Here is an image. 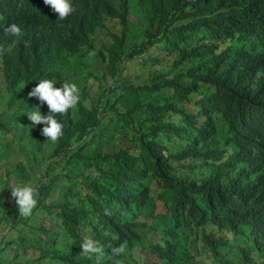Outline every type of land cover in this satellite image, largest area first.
<instances>
[{"label": "trees", "instance_id": "trees-1", "mask_svg": "<svg viewBox=\"0 0 264 264\" xmlns=\"http://www.w3.org/2000/svg\"><path fill=\"white\" fill-rule=\"evenodd\" d=\"M10 1L0 0V42L6 46L1 58L12 100L19 80L33 73L29 66L25 70L26 43L52 57L44 63L45 75H52L53 60L95 72L100 66L107 73L98 71L105 84L91 95L87 90L64 117V135L57 144L33 142L15 123L0 132V264H141L132 253L146 237L145 248L155 261L142 264H211L214 257L233 251L251 264L253 252L256 264H264V135L247 134L243 124L244 115L264 111V0H123L120 10L98 17L94 27L102 30L118 20L121 30L128 31L130 13H139L141 40L120 46L129 34L119 38L113 33L101 50L83 34L68 43L38 40L33 36L38 31L21 18L15 23L29 36L4 34ZM86 1L76 11H83ZM211 31L214 54L206 47L197 57L195 48ZM158 43L167 56L153 58L159 68H150L147 81L137 84L121 77L128 59ZM204 68L211 69L206 109L225 106L230 97L241 104L221 119L206 144L209 160L192 176L193 194L182 185L173 162L182 160L188 149L177 124L188 125L194 112L184 104L200 91L188 80ZM176 86L182 87L178 98L170 94ZM76 143V149H68ZM143 166L167 182L162 200L168 213L158 217L155 230L146 222L130 223L131 204L107 210L97 206V197L112 200L124 192L126 168L139 183L138 193L149 198L151 178ZM11 176L37 183L38 203L30 217L20 216L6 193ZM143 207L155 211L153 204ZM48 218L50 225L45 224ZM207 225L230 232L229 239L207 234ZM4 230L9 233L3 237ZM85 237H92L102 253L82 255ZM120 244H126L125 252L112 255V247ZM201 254L212 256L206 260Z\"/></svg>", "mask_w": 264, "mask_h": 264}, {"label": "clouds", "instance_id": "clouds-1", "mask_svg": "<svg viewBox=\"0 0 264 264\" xmlns=\"http://www.w3.org/2000/svg\"><path fill=\"white\" fill-rule=\"evenodd\" d=\"M80 1L11 0L6 9V16L10 22L4 28V34L22 37L29 36L30 34L25 29L15 23L17 18H21L28 23L29 29L38 31L37 33L33 31V36L38 40L49 43L56 40H64L66 43H68V40L72 42L83 34L88 41H95L96 47L101 50L109 45L106 42V38L110 37L113 33H117L119 38L125 36L126 33L129 34L120 41V46L125 42H129L130 46L132 43L141 40L142 28L140 26V19L142 15L131 12L132 10L129 11V13L131 12L129 15L131 28L128 31L121 30L118 20L109 21L107 28L102 30L99 27H94V22L98 17L120 10L123 0H88L83 6V11H76L81 5ZM116 24L119 25V30L115 29ZM29 29L28 31H30ZM1 34L0 29V36ZM202 41L203 44L195 48L197 57L199 52L206 47L211 49V54H214V32L211 31ZM25 45L30 49L26 58L25 70L29 66L33 70V73L29 78H25L24 76L19 80L20 87L17 90L16 99L12 100L7 92L1 58L6 46L0 42V132L5 133L10 125L15 123L18 129L31 141L37 142L40 145H55L64 135V117L71 114L79 106L87 90L90 91L89 95L98 92L99 86L105 84L102 80V74H106L107 70H100L99 66V69H96L95 72L85 66H77V63L63 65L53 60L52 75H45L44 63L52 57L44 53L43 50L37 51L33 43H26ZM155 46H158L165 57L167 56L166 52L160 48L161 44L158 43ZM128 48H126V51ZM90 55H94V53H90ZM141 55H138L134 60L128 59V62L122 65L121 77L127 76L123 72L124 66L127 63L135 61H139L141 65L145 66L147 77L144 78L141 75L138 81H134L128 77L126 79L128 82L141 84L149 79L151 66L148 61L139 60V56ZM210 70L204 68L188 80L194 88L200 89V91H196V96H193L192 103L184 104V106L194 112L193 119L190 120L188 125L176 123L181 126V134L187 142L188 149L183 159L174 160L173 164L176 167V174L179 176L182 185L193 189V194L196 193V190L192 186V176L197 175L209 160L206 144L212 140L214 133L219 129L221 119L231 116L241 104L239 98L230 97L227 105L220 106L216 110L205 108L204 91L207 87H211L208 82L210 80ZM98 71L102 72V74H99ZM167 78L171 79L173 77ZM109 83L111 84V81ZM108 88L109 85H106L105 89L107 90ZM171 90L173 92L170 94L178 98L182 87L176 86L171 88ZM243 124L247 134L264 135V111L258 108L253 114L244 115ZM239 135H242V132ZM79 145V143H76L68 147V149H76ZM143 170L151 178L149 198L146 199L142 193H138L139 183L130 170L126 168L122 170V174L127 179L124 192L119 196H114L112 200L105 197H97V206L101 210H107L110 205L115 209L118 203L131 204L132 209L127 213L130 223L137 225L146 222L155 230L159 223H161L158 217L168 213V209L162 200V194L166 189L167 182L166 178H155L150 167L143 166ZM7 179H9V185L6 193L11 194L9 198L11 201L12 199L15 201L19 215L30 217L34 214L33 210L38 203L37 189L33 187L37 183L32 181H16L14 176ZM80 179L83 180V178ZM45 180L46 178H44ZM150 204L155 206V211L152 213L143 207ZM160 205L162 211H159ZM45 224L50 225L51 220L48 218ZM204 229L207 234L213 235L216 239H229V234H231L227 231H221L218 226L214 225H207ZM143 230L145 229L138 227V231L142 232ZM8 233V230H4L3 237ZM2 239H0V242H2ZM148 241L149 238L146 237L144 242L140 246H136V249L132 253V256L134 254L137 255L136 261L141 264L145 261H155V257L145 248ZM200 242L203 244L202 240ZM125 250L126 244H120L111 249L114 256L123 254ZM80 253L84 256H94L102 253V249L92 237H85V240L81 243ZM144 256H147V259H143ZM201 256L208 260L212 254H201ZM250 258L252 264H256V257L253 252L250 253ZM129 260L133 261V259ZM211 264L251 263L247 262L243 257L236 256L235 251H233L224 257H214Z\"/></svg>", "mask_w": 264, "mask_h": 264}, {"label": "rangeland", "instance_id": "rangeland-1", "mask_svg": "<svg viewBox=\"0 0 264 264\" xmlns=\"http://www.w3.org/2000/svg\"><path fill=\"white\" fill-rule=\"evenodd\" d=\"M115 29L119 30V25L116 24ZM145 49H146L145 53L139 56V60L148 61L151 67L155 66L156 68H159V66L156 65V63L153 61V58L158 57V56L161 59L166 58L164 53H162L160 49L158 48V46H155V45L152 46L150 44H147L145 46ZM146 70L147 69L145 68V66L141 65L139 61H135V62L127 63L124 66L123 72L125 75L130 77L132 80L138 81L139 76L141 75H143L144 78L147 77V74L145 73ZM159 211H162L161 205H160ZM143 259H147V256H144Z\"/></svg>", "mask_w": 264, "mask_h": 264}]
</instances>
